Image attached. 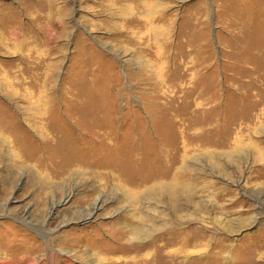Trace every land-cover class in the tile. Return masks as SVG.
Returning <instances> with one entry per match:
<instances>
[{"label":"rangeland","instance_id":"obj_1","mask_svg":"<svg viewBox=\"0 0 264 264\" xmlns=\"http://www.w3.org/2000/svg\"><path fill=\"white\" fill-rule=\"evenodd\" d=\"M0 37V264H125L137 224L264 264V0H0ZM159 169L196 178L176 213L122 201Z\"/></svg>","mask_w":264,"mask_h":264},{"label":"bare ground","instance_id":"obj_2","mask_svg":"<svg viewBox=\"0 0 264 264\" xmlns=\"http://www.w3.org/2000/svg\"><path fill=\"white\" fill-rule=\"evenodd\" d=\"M142 3L144 4L143 1L138 2V5L142 6ZM0 40H1V37H0ZM217 143L220 144L221 142L219 141ZM217 143H213L211 146H214L215 144L217 145ZM185 156H183V157L179 156V161H175L176 164L179 163V162L183 163L184 160H185V158H184ZM167 161L169 162L171 160H167ZM167 165L169 167H172V166H174V163H172V164L169 163ZM164 171L165 172L162 173V172H160V169H159L158 172H160V173H157V174L159 175L158 178H160V179H156V180H165L166 181V180L169 179V180H171L173 182H170V183L165 182V183H161V184H158V183H154L153 182L154 185H151L153 187H147L148 186V184H147L148 181H152V180L155 179L154 177L149 176V175H151L153 173V171H149L148 173H146V174H148L147 175L148 177L147 176L144 177V174H143V176L141 178L133 181V184L132 185H134V187H135V189L134 188L133 189L138 194H136V193L135 194H132V193L128 192L127 189H124L123 192H122V195H123L122 201L128 202L130 204H135L136 201H139L137 199L138 198L140 199L139 192H138L139 189H143V191H141V192L142 193L144 192V196L140 199V202H141V200L142 201L143 200H149V199H153L154 200V199L158 198L160 195L166 194V197L168 198V202H169L170 207L172 209V213H176V210L179 207L178 206V199H180L184 195L185 196H188V193L191 192L190 191L191 190L190 187L194 184V181H196V178H194V176L192 175V172L193 171L191 173L190 172H186V171L180 173L179 170L174 171L173 173H171L170 170H164ZM226 174L227 173H224V175H226ZM188 197L190 198V196H188ZM130 211H132V210H130ZM90 214H88L87 216L85 215L86 218H89L90 217ZM175 219H176V217H175ZM179 219L180 218L176 219L175 222L176 223H180L181 219L180 220ZM162 223H163V226H166L168 222H162ZM135 226L133 227V225H129L127 227L128 230L127 231H123V234L120 233V235H119L120 239H125L126 237L124 235H126V234L131 235V237L133 238V239L130 240L131 242H128V245H126L125 247H124V245H120L119 243H117L119 246H121V248H124L123 249L124 250L123 252H125L127 255H130V254H135L136 255V257H134V256L133 257H131V256L130 257H127L126 256V258H125V264H150L151 263L150 261L153 259V256H154L155 253L158 256L161 257V258H159V262H157L158 261V257L155 254V256H156L155 257V262L156 263H159V264H177L178 263L177 262V258H178V256H179L180 253L184 254V251H187L186 248H189V247L193 248V247L198 246L197 240H191V237L188 238V236H187L188 234H191V233L196 235V232L195 231H192L191 232L189 230L190 232L189 231L180 232V236L182 235V238L184 237L182 240H180V238H179V236L177 234H174L173 233L171 235L170 233H168L166 235V237H168V241L163 246H158V247L154 248V246L151 244L150 246H148V249L146 248L148 251L142 253V255H141L140 253L142 251H144V250H142L141 247L140 248H137L134 245H131V243H133L132 241L137 240V238L141 235V233L143 231V229L141 228V226H138V224H137V227H135ZM154 233H155V231H154ZM115 237H117V236L115 235ZM186 238H188V239H186ZM175 239L177 241H175ZM127 241H129V240L127 239L126 242ZM175 245H177V249L176 250L175 249H172V250H169L168 251L169 246H175ZM166 257H168V260L167 261H164V259H166ZM184 257H185V255H184Z\"/></svg>","mask_w":264,"mask_h":264}]
</instances>
